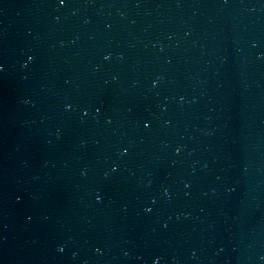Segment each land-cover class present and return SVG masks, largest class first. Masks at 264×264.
I'll use <instances>...</instances> for the list:
<instances>
[{
	"label": "water",
	"instance_id": "95a60500",
	"mask_svg": "<svg viewBox=\"0 0 264 264\" xmlns=\"http://www.w3.org/2000/svg\"><path fill=\"white\" fill-rule=\"evenodd\" d=\"M0 264H264V0H0Z\"/></svg>",
	"mask_w": 264,
	"mask_h": 264
}]
</instances>
